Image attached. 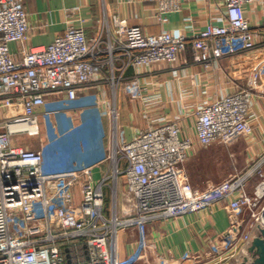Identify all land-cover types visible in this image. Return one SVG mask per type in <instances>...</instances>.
Wrapping results in <instances>:
<instances>
[{"label":"built area","instance_id":"obj_1","mask_svg":"<svg viewBox=\"0 0 264 264\" xmlns=\"http://www.w3.org/2000/svg\"><path fill=\"white\" fill-rule=\"evenodd\" d=\"M153 1L160 20L178 12L183 2ZM223 2L224 23L207 25L191 41L195 63L208 66L253 52L264 42L263 31L252 26L244 10L248 5L264 4V0ZM114 22L117 29L108 41L102 31L88 38L83 29L69 26L52 44L28 47L24 1L0 0V264H128L130 260L119 258L120 233L129 228L143 230L159 219L206 212L222 203L227 204L231 227L223 247L215 250L217 261L226 264L227 260L247 258L253 234L264 229L263 172L250 169L202 190L191 184L185 164L197 146L229 147L247 134L253 90L262 76L260 67L252 70L246 87L195 111L194 139L182 135L178 121L164 119L159 120L162 125L149 126L130 143L115 136L111 158L115 162L123 159L127 165L100 181L87 164L78 173L51 174L40 152L15 141L18 136L39 135L38 114L55 94L75 101L80 90L106 83L114 93L121 88L132 100H154L145 96L141 69L174 64L185 52L188 36L170 32L147 35L139 27L125 26L116 18ZM261 28L264 30V12ZM11 44L20 46L21 61L15 60ZM130 70L134 76L126 78ZM62 141L66 143L64 138ZM119 176L126 180L133 210L118 216L115 189L106 216L104 189ZM255 176L259 182L250 190ZM242 210L248 213L246 220L237 218ZM143 257L130 259L138 262ZM208 262L211 264L209 260L205 264Z\"/></svg>","mask_w":264,"mask_h":264},{"label":"crops","instance_id":"obj_2","mask_svg":"<svg viewBox=\"0 0 264 264\" xmlns=\"http://www.w3.org/2000/svg\"><path fill=\"white\" fill-rule=\"evenodd\" d=\"M23 1L29 23L28 47L52 44L69 26L83 29L88 38L102 31L104 40L108 41L117 29L114 18L125 26L141 28L147 35L170 32L173 36L185 34L189 38L185 52L179 54L174 64L158 63L141 69L139 79L146 90L145 96L154 98L147 103L128 98L121 88L114 93L106 83L100 88L80 90L75 101L60 94L49 96L38 114L39 135L29 137L33 139L30 143H17L40 152L49 173H78L82 165L87 164L93 168L95 180L100 181L111 177L116 169L122 172L126 161L115 162L111 158L115 136L117 140L130 143L149 126L162 125L160 119L178 121L182 135L194 139L195 111L246 87L250 73L258 66L262 76L258 79V88L253 90L247 134L229 147L197 146L190 159L204 160L206 154L213 153V158L207 156L206 159L209 164H216L221 157L215 154L227 156L229 168L221 174L224 179L207 184L222 183L250 169L258 168L264 174V42L253 52L225 57L208 66L194 62L191 41L207 25L224 23L226 7L223 0H183L178 12L167 14L161 20L153 0ZM244 10L252 26L264 33L261 28L264 4L248 5ZM10 50L16 61L22 60L18 44H11ZM133 76V70L126 74V78ZM258 182L255 176L249 189L253 190ZM115 189L117 214L125 217L133 210V201L123 176L115 183L109 181L104 189L105 214L110 215ZM76 197L80 202L79 189ZM226 205H214L198 214L159 219L147 224L143 230L127 229L118 239L120 260H130L128 264H195L200 260L203 264L208 260L211 264H223L217 261L215 250L223 247L231 227ZM237 218L246 220L247 211L242 210ZM258 235L255 232L253 240ZM251 244L247 247L248 252ZM135 255L144 257L133 262L130 258ZM229 261H225L226 264H243L244 259Z\"/></svg>","mask_w":264,"mask_h":264},{"label":"rangeland","instance_id":"obj_3","mask_svg":"<svg viewBox=\"0 0 264 264\" xmlns=\"http://www.w3.org/2000/svg\"><path fill=\"white\" fill-rule=\"evenodd\" d=\"M17 143L19 141H22V143H30L33 139L29 138L27 136H18L15 138ZM210 158H213V153L206 154ZM216 157H221L219 161L216 162V164H213L210 162L208 163L207 159L204 158V160L200 161H194L190 159L186 164L185 168L187 173L190 176V181L193 185L204 187L212 184H207L208 181L211 182H218L224 179L221 174L224 172H227L229 168V163H227L226 159L227 156L224 154H215Z\"/></svg>","mask_w":264,"mask_h":264},{"label":"water","instance_id":"obj_4","mask_svg":"<svg viewBox=\"0 0 264 264\" xmlns=\"http://www.w3.org/2000/svg\"><path fill=\"white\" fill-rule=\"evenodd\" d=\"M259 235L252 241L248 257L243 264H264V229L259 230Z\"/></svg>","mask_w":264,"mask_h":264}]
</instances>
